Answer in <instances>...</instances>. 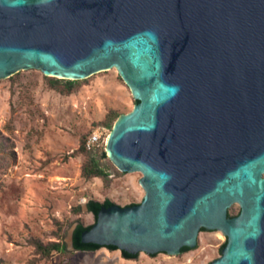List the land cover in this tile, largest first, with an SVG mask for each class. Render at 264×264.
<instances>
[{
	"label": "water",
	"instance_id": "water-1",
	"mask_svg": "<svg viewBox=\"0 0 264 264\" xmlns=\"http://www.w3.org/2000/svg\"><path fill=\"white\" fill-rule=\"evenodd\" d=\"M27 68H115L134 99L105 153L144 195L81 198L95 220L70 227L67 249L175 255L217 230L207 264H264V0H0V78Z\"/></svg>",
	"mask_w": 264,
	"mask_h": 264
},
{
	"label": "rangeland",
	"instance_id": "rangeland-1",
	"mask_svg": "<svg viewBox=\"0 0 264 264\" xmlns=\"http://www.w3.org/2000/svg\"><path fill=\"white\" fill-rule=\"evenodd\" d=\"M49 78L58 77L37 68L0 78V264H207L218 257L226 238L217 230H201L195 248L175 255L139 252L125 259L119 249H67L70 227L94 222L81 198L124 206L140 202L144 189L140 172L120 171L105 153L114 121L134 104L117 70L77 79L69 92L60 91L62 81L51 87ZM94 132L99 137L87 148ZM89 156L106 174L83 175ZM238 212L237 203L228 208ZM52 242L62 249L43 255L37 248Z\"/></svg>",
	"mask_w": 264,
	"mask_h": 264
},
{
	"label": "trees",
	"instance_id": "trees-1",
	"mask_svg": "<svg viewBox=\"0 0 264 264\" xmlns=\"http://www.w3.org/2000/svg\"><path fill=\"white\" fill-rule=\"evenodd\" d=\"M61 81L63 82V90L60 89V91L61 92H65V91L69 92V91H71V89L73 88V84H74L75 80H69V79L63 80V79H60V78H49V80H48L49 85L51 87H54V88L56 87L57 83H59ZM80 148H81V146H80ZM82 148H84V147L82 146ZM82 173L86 177H89V176H101V175L106 174L105 171L99 166V164L97 163V160L93 156H89L88 157L87 162L82 167ZM91 200L97 201L99 204H103V202L105 200H107L111 204L114 203L110 199H104L102 201L95 200V199H91ZM132 203L135 204L136 202H132ZM132 203H129L127 205H130ZM88 211L91 212L93 214V217H94L93 211H91V210H88ZM78 223H79V225L82 228H85L86 226L92 225V223L91 224H87V225H84L81 222H78ZM100 247H106V246H100ZM100 247H98L97 249H99ZM37 248L43 255H48L52 250H61L62 249V244L59 243V242H52V243H49L48 245H42L40 243H37ZM106 248H108V247H106ZM97 249H95V250H97ZM108 249H110V248H108ZM115 249H117V248H115ZM115 249H113V250H115ZM82 251H85V250H82ZM182 252H184V251H182ZM120 253H121V256L123 258H125V259H134V258H127V257L123 256L121 250H120ZM137 255H138V253H137Z\"/></svg>",
	"mask_w": 264,
	"mask_h": 264
},
{
	"label": "built area",
	"instance_id": "built-area-1",
	"mask_svg": "<svg viewBox=\"0 0 264 264\" xmlns=\"http://www.w3.org/2000/svg\"><path fill=\"white\" fill-rule=\"evenodd\" d=\"M98 137L99 136L97 132L92 133V135L87 140V143H86L87 148H90V146L93 145L97 141Z\"/></svg>",
	"mask_w": 264,
	"mask_h": 264
},
{
	"label": "flooded vegetation",
	"instance_id": "flooded-vegetation-1",
	"mask_svg": "<svg viewBox=\"0 0 264 264\" xmlns=\"http://www.w3.org/2000/svg\"><path fill=\"white\" fill-rule=\"evenodd\" d=\"M235 215H236V214H235ZM228 216H229V217H232V216H234V215H230V214L228 213Z\"/></svg>",
	"mask_w": 264,
	"mask_h": 264
}]
</instances>
